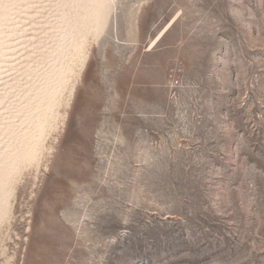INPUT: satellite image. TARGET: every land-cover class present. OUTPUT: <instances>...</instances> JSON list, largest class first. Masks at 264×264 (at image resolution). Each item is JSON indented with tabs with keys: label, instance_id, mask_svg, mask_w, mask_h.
Masks as SVG:
<instances>
[{
	"label": "rangeland",
	"instance_id": "obj_1",
	"mask_svg": "<svg viewBox=\"0 0 264 264\" xmlns=\"http://www.w3.org/2000/svg\"><path fill=\"white\" fill-rule=\"evenodd\" d=\"M40 5L57 21L60 0ZM111 20L81 64L37 35L24 86L73 75L0 264H264V0H118Z\"/></svg>",
	"mask_w": 264,
	"mask_h": 264
},
{
	"label": "bare ground",
	"instance_id": "obj_2",
	"mask_svg": "<svg viewBox=\"0 0 264 264\" xmlns=\"http://www.w3.org/2000/svg\"><path fill=\"white\" fill-rule=\"evenodd\" d=\"M60 1L57 21L51 22L36 21L41 0H0V223L10 212L22 171L37 165L42 158L46 135L56 118L55 103H59L61 88L73 72L71 64L60 68L56 65L55 75L39 74L43 78L40 83L24 86L30 83L28 67L43 69L33 58L43 47L37 35L57 34L56 41L44 45L46 51L55 54L56 60H64L68 51H72L75 65L81 64L86 58L89 35L100 39L109 28L118 4V0ZM23 2L34 4L29 7L34 10L23 12L20 9ZM29 20L33 23L31 28L25 23ZM69 37L74 40L67 42ZM25 79L28 80L23 83Z\"/></svg>",
	"mask_w": 264,
	"mask_h": 264
}]
</instances>
